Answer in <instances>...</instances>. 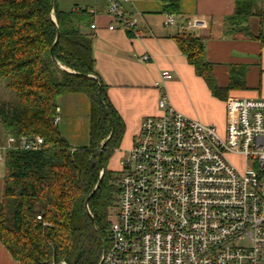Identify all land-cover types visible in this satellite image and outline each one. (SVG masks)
Returning <instances> with one entry per match:
<instances>
[{
  "label": "trees",
  "instance_id": "1",
  "mask_svg": "<svg viewBox=\"0 0 264 264\" xmlns=\"http://www.w3.org/2000/svg\"><path fill=\"white\" fill-rule=\"evenodd\" d=\"M164 10L180 14L179 0H163ZM0 0V84L14 93L17 104L0 102L5 135L39 134V150H9L0 189V241L20 264H98L110 245V215L118 202L119 178L109 161L119 147L125 123L111 103L107 86L95 70L90 27L94 14L86 7L63 10L58 0ZM251 0H237L228 25L246 30L253 15ZM52 12L56 22L52 19ZM62 66L51 57V47ZM195 73L214 96L244 87L245 68L233 66L229 87L218 85L214 64L205 57V41L195 30L175 36ZM83 92L91 102L90 143L73 147L61 134L56 118L59 96ZM103 101H101V99ZM109 108L111 115L107 112ZM114 132L103 152L100 148ZM41 219H38V216Z\"/></svg>",
  "mask_w": 264,
  "mask_h": 264
},
{
  "label": "built area",
  "instance_id": "2",
  "mask_svg": "<svg viewBox=\"0 0 264 264\" xmlns=\"http://www.w3.org/2000/svg\"><path fill=\"white\" fill-rule=\"evenodd\" d=\"M127 1L106 0L107 12L138 36ZM165 25L194 30L206 22L179 24L167 12ZM172 75L164 70L155 85ZM171 105L162 93L160 113L143 119L121 161L110 245L98 264H264V98L229 99L224 132ZM44 146L39 134L5 135L0 164L9 150Z\"/></svg>",
  "mask_w": 264,
  "mask_h": 264
},
{
  "label": "crops",
  "instance_id": "3",
  "mask_svg": "<svg viewBox=\"0 0 264 264\" xmlns=\"http://www.w3.org/2000/svg\"><path fill=\"white\" fill-rule=\"evenodd\" d=\"M75 7L93 12L86 33L92 35L97 75L106 84L109 99L125 123V132L116 151L125 155L140 132L143 119L160 113L162 93L176 110L188 117L215 124L224 132L228 120V101L234 98H264V0H251L252 12L246 30H233L237 0H179V24L193 20L206 26L194 29L205 41V57L214 64L215 79L227 88L233 66L245 68L244 87L229 89L227 98L213 95L205 80L195 73L175 36L181 30L166 26L163 0H129L126 11L138 16V36L128 32L107 12L106 0H74ZM115 28L110 29L109 25ZM164 70L173 77L158 88L155 82ZM58 127L73 147L90 143L91 102L83 92H69L58 98ZM3 182L0 186L2 189ZM0 264H20L0 241Z\"/></svg>",
  "mask_w": 264,
  "mask_h": 264
},
{
  "label": "rangeland",
  "instance_id": "4",
  "mask_svg": "<svg viewBox=\"0 0 264 264\" xmlns=\"http://www.w3.org/2000/svg\"><path fill=\"white\" fill-rule=\"evenodd\" d=\"M58 4H59V7L63 10H71L76 4H81V3H76V1L74 0H58ZM0 102L7 106L17 104V99L14 93L10 90H7L5 86H3L2 84H0ZM4 136H5V131L0 123V141L4 139ZM125 156L126 155L122 153V151L115 150L109 161V168L114 170V174L118 178L121 174V166H122L121 161L124 159ZM233 160L239 166L243 162L241 158H233ZM4 175H5V165L3 163V164H0V186L4 180L3 179Z\"/></svg>",
  "mask_w": 264,
  "mask_h": 264
},
{
  "label": "water",
  "instance_id": "5",
  "mask_svg": "<svg viewBox=\"0 0 264 264\" xmlns=\"http://www.w3.org/2000/svg\"><path fill=\"white\" fill-rule=\"evenodd\" d=\"M54 1H55V0H53V2H52V6H54ZM52 19H53L54 22H56V20H55V15H54L53 12H52ZM58 41H59V28L57 27V37H56V40H55V42L53 43V45H52V47H51V57H52V60H53L57 65H59L60 67H62L63 69H65V67L62 66V65L60 64V62L57 60V58H56V56H55V54H54V52H53V50H54V48H55V46H56V44H57ZM65 70H66V69H65ZM100 99H101V101H103L102 98H100ZM107 112L109 113V115H111V112H110L109 108H107ZM113 132H114V128L112 129V131H111V133L109 134V136H108V137L102 142V144H101V148H100V162L103 161V152H104V150H105V148H106V145L108 144V141H109L110 138L112 137ZM103 174H104V165H103V162H102V163H101V175H100V179H99V181H98V183H97L95 189L90 193V195L87 197L86 202H85V205H86V208H87V209H88V202H89L90 198H91L92 195L95 193V191H96V189L98 188V186L100 185V182H101L102 178H104V177H103ZM88 210H89V209H88ZM105 251H106V246L104 245L102 257L104 256Z\"/></svg>",
  "mask_w": 264,
  "mask_h": 264
}]
</instances>
